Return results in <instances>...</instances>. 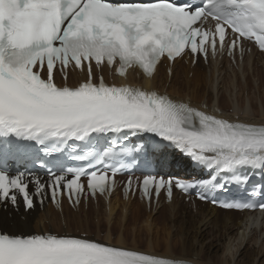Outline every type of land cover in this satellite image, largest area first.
<instances>
[{"label": "snow or ice", "instance_id": "1", "mask_svg": "<svg viewBox=\"0 0 264 264\" xmlns=\"http://www.w3.org/2000/svg\"><path fill=\"white\" fill-rule=\"evenodd\" d=\"M245 42L264 54V0H0V204L22 200L28 211L46 199L78 206L110 196L115 177L132 172L141 154L171 147L212 175L189 181L145 175L137 182L145 199L164 192L171 200L175 189L201 201L211 196L225 210L264 212V201L215 199L233 184L264 197V185L247 192L245 172H264V122L242 120L238 107L229 119L191 100L97 78L105 66L121 78L129 70L152 78L162 59L186 54L207 61L226 49L243 58ZM70 68L86 70L78 86L67 84ZM59 156L79 164H59ZM17 161L25 167L13 169ZM28 163L45 169L47 179ZM124 188L136 190L131 175ZM0 264L180 261L83 238L0 231Z\"/></svg>", "mask_w": 264, "mask_h": 264}, {"label": "bare ground", "instance_id": "2", "mask_svg": "<svg viewBox=\"0 0 264 264\" xmlns=\"http://www.w3.org/2000/svg\"><path fill=\"white\" fill-rule=\"evenodd\" d=\"M229 70L217 64L205 69L200 62L191 70L182 63H177L174 65L167 86L168 78L164 76L160 68L157 69L153 80L140 79L139 83L145 89L166 88L168 94L176 99L186 96L193 105H199L200 101H205L207 105L213 101L212 108L217 107L229 119L238 115L233 111L234 107H238L242 113L240 115L242 120L264 122V75L262 74L264 68L257 69L251 58H248L241 67L243 76L247 80L249 76L255 80H250L254 82L255 88L248 87L247 80L245 86L240 84L237 73L232 69L229 73ZM189 73L191 78L187 77ZM259 88L263 89L261 93ZM245 91L246 96L243 102L242 94ZM223 96L227 98V101L223 99ZM256 97H258V108L254 100ZM136 205L143 208L136 202L124 203L117 196L114 197L112 204L108 206V214L105 213L104 242L124 247L131 240V247L134 250L143 247L152 255L187 260L196 264H259L258 261L264 257V220H261V223L259 220L255 221V215L252 213L243 215L235 212L223 213L202 206L196 207L193 211L184 203L173 201L171 205H163L156 216L141 212L132 215L131 209ZM102 207H104L103 204L99 203L94 213L84 212L85 217L90 216L95 219L101 217L104 212V209L101 211ZM80 214V211L71 214L66 208L62 216L64 225L68 228L75 227L82 233H88L90 229L87 219L85 223L76 222L80 219ZM56 217V213L51 209L44 213H39L35 209L33 214L24 216V223H20L21 227L16 231H32L25 227L30 226L31 221L37 230L48 228V225L43 224L45 221L53 228L58 227L57 222L61 217ZM141 217L151 221L150 224L142 222ZM130 218L138 221V224L141 223L139 227L135 225L140 232H137L134 227L128 233L125 232ZM101 226L102 224L96 223L97 232L103 230ZM225 233H227L226 237Z\"/></svg>", "mask_w": 264, "mask_h": 264}, {"label": "rangeland", "instance_id": "3", "mask_svg": "<svg viewBox=\"0 0 264 264\" xmlns=\"http://www.w3.org/2000/svg\"><path fill=\"white\" fill-rule=\"evenodd\" d=\"M203 66V65H202ZM203 68H205L206 69V67H204L203 66ZM227 68V67H226ZM257 69H259L260 70V68H258L257 67ZM262 74L264 75V71L262 72ZM188 78H191V76L188 74ZM264 79V78H263ZM250 80H253V81H255L254 79H251L250 78V76H249V78H248V80H247V84H248V87L250 86V88L251 87H256L255 86V84H254V82L253 81H250ZM238 81L240 82V84H244V86H245V82L244 81H240L239 79H238ZM209 89H210V87H209ZM262 88H259V91H260V93H261V91L263 90H261ZM211 90V89H210ZM245 96H246V91L244 92V94H242V101L244 102L245 101ZM223 99H226V101H227V98L226 97H224L223 96ZM233 99H234V97H233ZM232 99V100H233ZM256 102L258 101V97H256L255 99H254ZM264 102V101H263ZM256 107L258 108V102H257V105H256ZM231 112V111H230ZM229 112V113H230ZM138 204V203H137ZM93 209V208H92ZM69 210V209H68ZM96 210V209H95ZM101 210H103V208L101 209ZM70 211V210H69ZM90 211H92L93 213L95 212L94 211V209L93 210H90ZM104 211V210H103ZM136 212H141V213H145V211L142 209V208H140V207H138L137 205L136 206H134L132 209H131V214L132 215H135V213ZM71 213V212H70ZM73 214H74V212H72ZM71 213V214H72ZM80 219L79 220H76V222H80L81 221V223H85V221H86V219H87V222H88V224H89V232L87 233L89 236H92V237H94V238H97V237H100V238H103V236L105 235V231H101L102 233L101 234H99L98 232H97V230H96V223L98 224H102V226L100 227V228H102L103 229V227H104V229L106 230V215L104 214V212H102V215H105L104 217L101 215V217H99V218H97V219H95L94 217L92 218V217H85V214H84V212L83 211H80ZM146 214V213H145ZM157 214H159V211H158V213ZM157 214H155V216L157 215ZM161 216V215H160ZM105 218V219H104ZM159 218V217H158ZM99 219V220H98ZM131 219V218H130ZM135 219V218H134ZM152 220V219H151ZM141 221L142 222H145V223H149L150 224V222L149 221H146V218L144 217V219H143V217H141ZM182 221H185V220H182ZM190 221V220H189ZM191 222V221H190ZM138 221H136V220H130L129 221V223H128V225H127V227H126V229L128 228L129 230H126L125 229V232H129L130 231V229L131 228H133L134 227V229H136V231L137 232H140L136 227H139V226H141V223L140 224H138ZM169 224V223H168ZM31 225H33V224H31ZM135 225H136V227H135ZM58 227H60V228H62V226L61 225H59ZM170 227V226H169ZM55 229H57L56 227H55ZM71 230L73 231V232H76L77 231V228H75V227H72L71 228ZM239 233H240V231H239ZM238 233V234H239ZM225 237L227 236V233H225V235H224ZM257 238H258V235H257ZM138 244H140V242L138 243ZM137 244V245H138ZM127 246L128 247H131V240H129L128 241V244H127ZM133 248V247H132ZM137 249H142V250H145V248H143V247H138ZM263 249H264V247H263ZM258 263L259 264H264V257L263 258H261L259 261H258Z\"/></svg>", "mask_w": 264, "mask_h": 264}]
</instances>
